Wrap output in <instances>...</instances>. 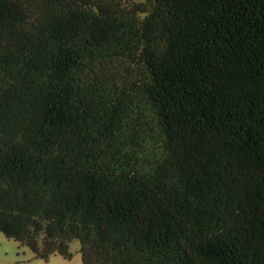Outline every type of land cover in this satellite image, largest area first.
Segmentation results:
<instances>
[{
  "label": "trees",
  "instance_id": "obj_1",
  "mask_svg": "<svg viewBox=\"0 0 264 264\" xmlns=\"http://www.w3.org/2000/svg\"><path fill=\"white\" fill-rule=\"evenodd\" d=\"M125 1L0 0V233L264 264V0Z\"/></svg>",
  "mask_w": 264,
  "mask_h": 264
},
{
  "label": "rangeland",
  "instance_id": "obj_2",
  "mask_svg": "<svg viewBox=\"0 0 264 264\" xmlns=\"http://www.w3.org/2000/svg\"><path fill=\"white\" fill-rule=\"evenodd\" d=\"M148 0H126L121 5V9L129 11L138 5L147 4ZM141 19L144 15L140 16ZM81 243L78 240L70 244L69 252L72 259L68 260L60 255L52 256L48 261L37 259L32 251L21 246L14 240L7 239L0 233V264H83L80 254Z\"/></svg>",
  "mask_w": 264,
  "mask_h": 264
}]
</instances>
